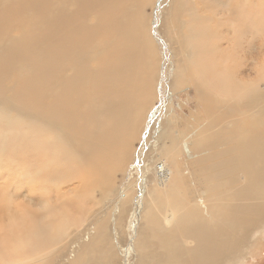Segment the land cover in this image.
Segmentation results:
<instances>
[{
  "label": "bare ground",
  "instance_id": "6f19581e",
  "mask_svg": "<svg viewBox=\"0 0 264 264\" xmlns=\"http://www.w3.org/2000/svg\"><path fill=\"white\" fill-rule=\"evenodd\" d=\"M231 1L172 0L164 20L161 1L180 64L162 108L157 0H0V264H120L130 211L134 264L245 263L264 237V65L237 73L264 0ZM190 85L202 115L179 125Z\"/></svg>",
  "mask_w": 264,
  "mask_h": 264
},
{
  "label": "rangeland",
  "instance_id": "374dc122",
  "mask_svg": "<svg viewBox=\"0 0 264 264\" xmlns=\"http://www.w3.org/2000/svg\"><path fill=\"white\" fill-rule=\"evenodd\" d=\"M161 1H164V5L163 7H166L163 14L161 13V9L159 8ZM167 1V2H166ZM170 0H157L156 4L154 5V7L147 6L146 8H144L143 12L146 16L147 19H150V23H151V37L155 47H156V51L159 57V79H158V83H157V87L156 89L157 91V95H158V99L157 101H155V106L158 105L160 107H164L166 103H168V84L170 85L172 83L173 77H174V72H173V68H178L180 66V64L177 62V57L175 55L174 52L171 51V49L173 50V48L169 47V45L167 44V38H165V40L167 42H165V40L163 39V34L162 32H160L159 26H160V19H161V14H162V19L164 20L166 17V13L169 10V8L172 5V0L169 2ZM238 3V0H233L231 1V5H235ZM221 10V9H220ZM207 13V12H204ZM225 14V13H223ZM222 14V15H223ZM219 15V14H218ZM20 17L18 16L16 18V20H18ZM217 18H219L217 16ZM216 18V19H217ZM92 18H90L89 20H91ZM87 23H91V21L87 22ZM215 23H220L218 20H215ZM10 27V24L8 25H1L0 26V31L8 29ZM218 34L221 33L220 30H217ZM222 34V33H221ZM156 42V43H155ZM224 45V41L221 42V45ZM157 45V46H156ZM219 45V46H221ZM253 46L254 47H248L246 49H244L241 53H240V60L242 63V67H240V72L241 73H237V75H239L240 79L242 80H255L258 71L261 69L260 66L264 65V33H258V36L255 38V40L253 41ZM171 48V49H170ZM170 81V83H169ZM259 87L260 88H264V82L259 83ZM159 99H161V101H159ZM170 104L172 105L173 111H174V115L175 118L177 119V124L181 125L183 120H189V121H193L198 117H201L202 115V110L200 109V107L197 105V101H196V96L194 94L193 91V87L190 85L187 88H185L182 91H178L176 90V93L173 94L172 98H171V102ZM196 124H200V121L197 122ZM137 147V142H135L134 144V148ZM180 165H181V171H182V176L183 179L189 189V191H192V184L189 180V174L187 175V169H186V162L183 161V159H181L180 161ZM120 178V175L117 176V179ZM119 181L116 180V184L120 185L118 183ZM122 189V187H121ZM99 194L98 192L95 194L97 195ZM132 215V211H130ZM128 215L129 217L127 218L124 227L122 229V232L120 231V233L118 235H115V238L118 239L115 240V245L117 247V252H118V256L120 258V264H134V254L131 253L133 255V259L131 258L130 255H126V250L127 249H132V235L134 234H130V223L133 219H138L137 217H139V214H133V217ZM134 223H137L134 220ZM136 228L138 227L137 224ZM122 236V237H121ZM85 239V238H84ZM87 238L84 240L86 241ZM122 243H120V242ZM121 249V250H120ZM65 254L64 250H60L55 259L53 260L52 264H65L67 262L61 263L60 261H57L59 259H61V257ZM73 257V256H72ZM132 259V260H131ZM70 260V258H69ZM128 260V261H127ZM244 264H264V237L263 240H261L257 246L252 250V252L249 253V257L248 259L245 261Z\"/></svg>",
  "mask_w": 264,
  "mask_h": 264
}]
</instances>
